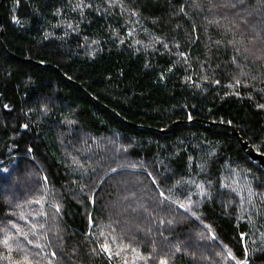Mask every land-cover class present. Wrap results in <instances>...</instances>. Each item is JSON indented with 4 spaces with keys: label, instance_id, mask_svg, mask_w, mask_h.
<instances>
[{
    "label": "trees",
    "instance_id": "16d2710c",
    "mask_svg": "<svg viewBox=\"0 0 264 264\" xmlns=\"http://www.w3.org/2000/svg\"><path fill=\"white\" fill-rule=\"evenodd\" d=\"M262 106L264 0H0V239L39 264H264L240 141L264 153Z\"/></svg>",
    "mask_w": 264,
    "mask_h": 264
},
{
    "label": "snow or ice",
    "instance_id": "6c2138e0",
    "mask_svg": "<svg viewBox=\"0 0 264 264\" xmlns=\"http://www.w3.org/2000/svg\"><path fill=\"white\" fill-rule=\"evenodd\" d=\"M262 107H264V106H262ZM25 127H27V125H25ZM5 171H7V170H5ZM112 171H115V169H113ZM45 180H47V177H45ZM153 183H155V180H153ZM201 191H202V194L206 195V193L203 192L202 188H201ZM160 195L164 196V193L161 192ZM33 202L37 203V204H40L42 201L38 199V200H35ZM179 207L185 208V205L184 204H180ZM56 210L58 212L59 208L57 207ZM185 210L188 211L189 209L185 208ZM40 215L43 216V215H46V214L41 212ZM20 219H24V217L21 216ZM91 222H92L91 217H89V223H91ZM41 227H42V225H41ZM12 228L15 229L17 236H23V238L27 241L28 244H33V241L28 239V233L24 232L23 229L19 225H17L16 223H12ZM35 228H36V225H32V229H33L32 235H35V231H34ZM100 236L101 237H105V234L103 232H101ZM243 237H244V234L242 233L241 234V239H243ZM212 238L215 239L216 237L213 235ZM116 239L117 238L115 236H113L111 238V241H109L108 237H105L104 242L100 244V249H99L100 252H103V253L107 254L109 260H111L113 258H119L121 256V253L125 250L124 246H119L117 250H114L112 248L111 245L113 243H115ZM14 240H16V237L8 234L7 232L5 233L3 238L0 239V244H2L4 246V248L9 252V254H11L12 251H13V246H12L11 242L14 241ZM16 243H17V249L16 250L21 251L24 254L21 256V259L11 261V264H39L38 260L34 261L33 258L26 252V250L24 248L20 247L18 240H16ZM34 247L38 248V249H41V250L43 249V245H41L40 243H36L34 245ZM94 251H95V249H94ZM133 251H135V249H133ZM177 251H179V249H177ZM36 255H38V254H36ZM52 255L55 256L56 253H52ZM227 258L231 259V260H235L236 264H247L246 261L236 260V257L232 254L231 250H227ZM9 259L11 260L10 256H9ZM138 259H143V257H138ZM123 264H129V262L127 260H124ZM160 264H167V260H161Z\"/></svg>",
    "mask_w": 264,
    "mask_h": 264
},
{
    "label": "water",
    "instance_id": "95a60500",
    "mask_svg": "<svg viewBox=\"0 0 264 264\" xmlns=\"http://www.w3.org/2000/svg\"><path fill=\"white\" fill-rule=\"evenodd\" d=\"M178 125V123L170 126L166 131H164V133H169L170 131L173 130L174 127H176ZM233 134L237 137H239V135L237 134V132L235 130H233ZM241 141V145L243 150L246 152L247 156L255 163L261 166V168L264 170V153L258 152L256 151L254 148H252L248 142L242 141V139L240 138Z\"/></svg>",
    "mask_w": 264,
    "mask_h": 264
}]
</instances>
